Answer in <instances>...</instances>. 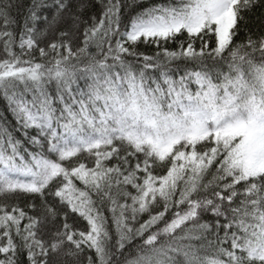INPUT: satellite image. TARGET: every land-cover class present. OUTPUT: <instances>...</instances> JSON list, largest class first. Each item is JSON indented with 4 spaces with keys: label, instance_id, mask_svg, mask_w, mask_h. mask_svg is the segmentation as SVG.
<instances>
[{
    "label": "snow or ice",
    "instance_id": "obj_1",
    "mask_svg": "<svg viewBox=\"0 0 264 264\" xmlns=\"http://www.w3.org/2000/svg\"><path fill=\"white\" fill-rule=\"evenodd\" d=\"M0 264H264V0H0Z\"/></svg>",
    "mask_w": 264,
    "mask_h": 264
}]
</instances>
